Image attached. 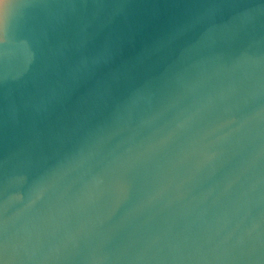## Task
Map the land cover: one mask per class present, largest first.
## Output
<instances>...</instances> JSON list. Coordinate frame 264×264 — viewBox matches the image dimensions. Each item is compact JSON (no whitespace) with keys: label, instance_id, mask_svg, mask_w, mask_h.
<instances>
[{"label":"clouds","instance_id":"9594fccd","mask_svg":"<svg viewBox=\"0 0 264 264\" xmlns=\"http://www.w3.org/2000/svg\"><path fill=\"white\" fill-rule=\"evenodd\" d=\"M0 264H264V0H0Z\"/></svg>","mask_w":264,"mask_h":264},{"label":"water","instance_id":"95a60500","mask_svg":"<svg viewBox=\"0 0 264 264\" xmlns=\"http://www.w3.org/2000/svg\"><path fill=\"white\" fill-rule=\"evenodd\" d=\"M123 212H124V210L121 209V211L117 213V218L122 216ZM167 216H168L167 210H157L154 214V220L152 221V223L156 226H162L163 222H164L165 218H167ZM143 218L144 217H141V219H143ZM116 231L119 235H123V231H124L123 228H117ZM101 239H102L101 236H97L95 233H93V238H92L91 242L99 243Z\"/></svg>","mask_w":264,"mask_h":264}]
</instances>
